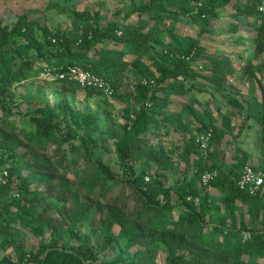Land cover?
<instances>
[{
	"label": "trees",
	"instance_id": "trees-1",
	"mask_svg": "<svg viewBox=\"0 0 264 264\" xmlns=\"http://www.w3.org/2000/svg\"><path fill=\"white\" fill-rule=\"evenodd\" d=\"M121 1L129 2L124 16L106 20L102 27L92 21L89 12H72L80 45L69 33L55 34L54 44L51 33L45 30L41 39L36 31V18H40V14L21 15L13 27L0 22V152L18 155V149L30 148L37 161L6 166V182L0 181V215L13 216L12 223L20 222L34 231L38 228L37 221L47 217L52 240L42 242L33 260L36 264L97 262L98 255L93 248H70L72 241L79 237L77 231H71L60 245L55 239L59 224L49 220L46 211L32 219L23 218L30 214L31 206L40 208L44 201L50 202L56 197L53 191L36 192L31 186L53 183L50 175L59 173L64 183H71L84 197L77 216L106 212L109 226L104 249L118 239L113 233L115 225L120 227V236L128 240L130 248L136 245L145 248L138 253L136 264H155L161 251L167 255L166 264H264V224L261 229L257 226L264 212V186L257 195L242 191L238 186L248 157L246 154L234 167L210 182L219 191L218 197L201 187L202 175L216 168L209 167L201 158L195 165L196 177L169 190H166L163 172L157 171L153 176L144 168L137 170L128 165V161L138 156L144 147L155 144L153 133L159 132V124L150 110L166 108L173 97L189 94L195 83L225 92L230 78L240 83L255 81L262 98L260 124L264 141V13L258 11L261 0H245L243 8L233 14L235 19L254 20L248 24L253 30L254 56L243 62V68L233 66L229 60L208 58L203 66L196 64L205 54L201 37L213 20L222 17L221 10L235 0ZM120 13L121 10L117 15ZM184 14L201 21L200 31L192 38L177 31L176 25ZM237 29L238 26L232 24V30ZM242 41L247 43L248 39ZM107 42L118 49L106 50L102 45ZM15 45L19 46L15 52H21L25 59L18 64H15L12 51ZM53 46L55 51L51 50ZM51 59L54 60L52 64ZM256 61L259 64H255ZM73 66L110 81L114 95L121 78L132 72L136 76L134 120L130 126L126 125L121 141L116 144L118 163L127 171L122 176L115 173L111 160L95 156L99 140L90 132L73 126L63 130L50 116L15 115L4 107L5 92L35 75L38 77L45 69L65 71ZM43 81L47 85H59L66 94H76L81 89L91 96L103 94L76 82ZM233 116L236 114L230 112L224 117L221 128L211 127L209 158L216 153V145L230 132ZM203 128L206 129L200 127ZM40 156L51 161L44 164L45 171L40 168L41 162L38 164ZM0 164L1 172L6 162ZM254 168L264 171V162ZM15 177H18V183ZM126 187L132 190L133 200L126 193ZM237 199L241 200V206ZM61 230L64 235L65 229ZM15 240V250H21L18 261L5 257L0 264H23L24 242ZM119 261L112 264H119Z\"/></svg>",
	"mask_w": 264,
	"mask_h": 264
},
{
	"label": "rangeland",
	"instance_id": "rangeland-1",
	"mask_svg": "<svg viewBox=\"0 0 264 264\" xmlns=\"http://www.w3.org/2000/svg\"><path fill=\"white\" fill-rule=\"evenodd\" d=\"M244 3L245 0H235L229 7L221 10V18L210 23V27L201 37L205 54L196 63L197 66H203L208 58L229 60L233 66L243 68L245 65L243 62L254 56L253 30L248 25L254 22L253 18L235 19L233 17V14L243 8ZM128 9L129 2L121 0H0V22L13 27L21 15L40 14L41 17L36 18L38 22L36 31L41 39L44 38V31L47 30L51 33L54 44L57 40L55 34L69 33L77 42L78 32L73 27V11L89 12L92 21H96L102 27L106 25V20H118L123 17ZM120 10V15H117ZM181 20L176 25L178 33L192 38L200 31L201 21L192 19L188 14L182 15ZM232 24H236L239 29L233 31ZM242 39H248V42L245 43ZM80 44L81 41H78V45ZM102 47L106 50L118 49L110 42L103 44ZM18 48L19 46L15 45L12 49L15 64L25 60L21 52H15ZM51 50L55 51L56 47H51ZM53 61L51 59V64ZM255 64H259V61ZM135 86L136 76L132 72L120 79L117 94L112 97L103 92L102 95L91 96L83 89L76 94H66L61 91L59 85L45 84L39 74L38 77L35 75L32 79L5 92L3 104L15 115L50 116L63 130L67 126H73L78 130L90 132L99 140V148L95 156H103L111 160L115 173L122 176L127 171L118 163L116 144L121 141L126 125L130 126L134 120L130 118L134 115V109L137 108ZM227 87L228 89L222 92L206 84L195 83L189 94L173 97L166 108L157 107L150 110L151 116L159 124V132L153 133L155 144L144 147L138 156L128 161V165L137 170L144 168L153 176H156L157 171L163 172L162 178L166 181V190H169L196 177L195 165L200 158L209 167L216 166L213 171L218 173V177L234 167L236 161L242 159L244 154L248 156L244 167L247 164L255 167L259 162H264L263 129L260 124L262 116L260 89L253 80L241 84L231 78L228 80ZM230 112L236 114V117L231 118L230 132L223 137L219 145H216V153L209 158L208 146L212 135L209 141H205L204 137L212 132V126L221 128L224 125V117L229 116ZM203 126L209 131L200 129ZM203 144H206L205 148L202 147ZM154 152L156 154H153ZM17 154L0 152V163L6 162L2 168L3 171L0 172L1 182L5 183L8 177V174H5L6 166L37 162L30 148L18 149ZM159 156L162 157L161 160L157 159ZM40 162L42 171H45L46 162L51 163L44 156H40L38 164ZM261 171L264 174V171ZM50 177L53 178V183L33 185L31 190L53 191L56 197L50 202L44 201L40 208L31 206L30 214L23 215L24 219L35 218L46 211L49 220L59 224L55 239L60 245L68 239L71 231H77L79 237L72 241L70 248H93L97 252L98 261L92 264H112L117 259L121 260L119 264L138 262L137 255L145 251V248L140 245L130 248L128 240L120 236V227L115 225L113 233L118 239L104 249L105 235L109 226L106 212L92 213L85 217L77 216L79 206L84 202L83 195H79L71 183H64L59 173ZM15 178L17 181L18 177ZM201 187L205 192L215 197L219 196V191L210 183H201ZM125 191L133 200L132 190L126 187ZM51 204L57 207L51 210L53 207H50ZM237 204L242 205L240 199H237ZM132 206L131 203L130 210ZM13 211L15 212V209ZM12 218L13 216L7 214L0 215V260L9 257L13 261H18L21 250H15L13 238H16L18 240H15L16 242L19 243L20 240L24 242L23 264H36L33 260L39 251L38 248L43 241L52 240L47 217L37 221L36 231L20 222L12 223ZM6 222L10 224L9 227ZM263 224L264 212L257 222L258 228L261 229ZM62 228L65 229L64 235H62ZM166 258L165 251L159 252L155 264H166Z\"/></svg>",
	"mask_w": 264,
	"mask_h": 264
},
{
	"label": "built area",
	"instance_id": "built-area-1",
	"mask_svg": "<svg viewBox=\"0 0 264 264\" xmlns=\"http://www.w3.org/2000/svg\"><path fill=\"white\" fill-rule=\"evenodd\" d=\"M258 11L264 13V0H261V4L258 6ZM43 80L49 82H76L83 88H93L105 93L107 96L112 97L114 90L110 81L95 75L94 73L87 71L79 66L69 67L65 71H59L58 69H45L41 74ZM134 119V116H132ZM211 133L204 137L205 141H209ZM202 147H206L203 144ZM7 175V172L5 173ZM218 177L216 171L205 172L201 177L202 184H208ZM149 180L148 178L146 179ZM238 186L242 191H246L251 195H257L261 192L264 186V174L262 171H257L255 168L247 164L242 171L241 178L238 182Z\"/></svg>",
	"mask_w": 264,
	"mask_h": 264
},
{
	"label": "crops",
	"instance_id": "crops-1",
	"mask_svg": "<svg viewBox=\"0 0 264 264\" xmlns=\"http://www.w3.org/2000/svg\"><path fill=\"white\" fill-rule=\"evenodd\" d=\"M232 79V78H231ZM234 80V79H233ZM238 83H240V82H238ZM241 84H244V83H241Z\"/></svg>",
	"mask_w": 264,
	"mask_h": 264
},
{
	"label": "water",
	"instance_id": "water-1",
	"mask_svg": "<svg viewBox=\"0 0 264 264\" xmlns=\"http://www.w3.org/2000/svg\"><path fill=\"white\" fill-rule=\"evenodd\" d=\"M46 259V257H44V260Z\"/></svg>",
	"mask_w": 264,
	"mask_h": 264
}]
</instances>
